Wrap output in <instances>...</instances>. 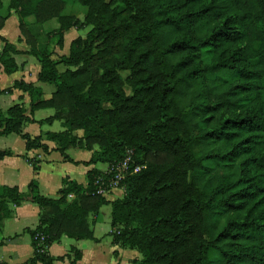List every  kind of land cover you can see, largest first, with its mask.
<instances>
[{"label":"trees","instance_id":"trees-1","mask_svg":"<svg viewBox=\"0 0 264 264\" xmlns=\"http://www.w3.org/2000/svg\"><path fill=\"white\" fill-rule=\"evenodd\" d=\"M77 1L83 19L65 14L63 0H0V29L14 11L40 62L39 81L55 87L41 100L38 87L15 81L31 109H0V135H19L27 150L47 152L44 140L53 141L71 162L67 148L97 146L86 165L108 169L129 151L132 163L122 197L112 201L93 192L107 169L88 170L85 187L63 179L57 198L42 195L36 179L25 192L0 187V224L25 200L39 208L37 225L24 229L33 255L21 264L65 257L76 264L79 249L53 257L48 247L62 235L96 239L88 217L107 204L112 242L137 250L134 264H264V0ZM53 20L57 27L37 47L29 26ZM86 26L68 54L56 52L69 29ZM0 40L9 74L17 50ZM39 108L54 112L35 119ZM55 121L62 130L22 131L26 122ZM9 155L0 149V159ZM27 161L38 169L37 160ZM135 165L144 167L132 172Z\"/></svg>","mask_w":264,"mask_h":264},{"label":"crops","instance_id":"crops-1","mask_svg":"<svg viewBox=\"0 0 264 264\" xmlns=\"http://www.w3.org/2000/svg\"><path fill=\"white\" fill-rule=\"evenodd\" d=\"M56 27L57 25L51 27L52 29H47L46 23L29 26V31L34 36L37 47H41L47 42V32ZM0 35L7 42L12 43L17 50L14 55L17 64L16 71L7 74L0 63V91L12 88L11 92L0 93V109L5 112L13 104L21 103L26 109V114H29L31 97L27 91L13 87L14 82L23 81L38 87L41 90L39 97L41 100L50 98L55 91V87L53 84L39 81L40 62L28 53L30 46L20 32L18 16L14 11L5 19L0 29ZM66 35L67 33L64 34L62 47L56 48L58 54H68L69 45L67 46ZM72 39L73 37L70 38L69 44ZM3 46L4 43L0 40V52ZM37 99V97H34L35 101ZM50 109L52 108L35 109L32 115L35 119H42L53 114V109L52 113L47 112ZM47 125L26 122L22 125V131L31 136H44L47 131H51ZM44 142L49 147L47 152L41 148L27 150L25 141L19 135L15 133L0 135V149H9L11 151V155L0 159V187L3 185L17 186L21 191L25 192L28 183L32 179H36L39 192L42 195L57 198L59 197L63 179L74 180L85 187L88 184V170L97 168L100 171H105L107 169L106 163L104 169L98 168L97 163L90 165L84 163L90 159L92 152L98 149L97 146H94L93 150L67 148L65 150L66 155L75 161L71 162L58 150L54 149L56 147L55 142L46 139ZM27 159L37 160L38 169L34 170ZM122 195L123 189L116 188L111 190L105 198L112 201L122 197ZM71 198H73L72 194L68 196V199ZM101 209L102 207L96 214H90L88 217L96 239H73L62 235L58 241L53 242L48 247V253L53 257H65L67 254L71 256L73 254L70 249L75 247L81 251V257L76 264H134V260H140L141 254L137 250L125 248L112 242V236L109 233L111 229V207L108 212L109 221L107 223H105L106 213L103 214V221H98V213ZM38 219L39 208L35 203L25 200L17 206H12L11 216L4 219L0 224V262L21 264L33 255L30 235L24 229L34 228L38 223ZM52 264H71V262L65 257L62 260L53 261Z\"/></svg>","mask_w":264,"mask_h":264},{"label":"rangeland","instance_id":"rangeland-1","mask_svg":"<svg viewBox=\"0 0 264 264\" xmlns=\"http://www.w3.org/2000/svg\"><path fill=\"white\" fill-rule=\"evenodd\" d=\"M4 1H6V0H4ZM63 1L65 2V8H64L65 14L74 15V16L78 17L79 19L84 18V14L86 11L85 6L80 4L77 0H63ZM55 25H57V22H55L54 20L46 23L47 29H52L51 27H53ZM89 28H90V26H86L82 29L71 28L69 31H67L66 32L67 33V35H66L67 46L69 45V40L71 37H73V38H75L77 36L84 37L86 32L89 30ZM64 52L65 51L63 48V53ZM59 70H63V66L60 65ZM122 75L125 76L126 72H122ZM47 112L52 113L53 111H52V109H50V110H47ZM47 127L51 131L62 130V126H61L59 121H55L52 123V125H47ZM97 167L100 169H104L106 167V164L105 163H97ZM120 189H123V188H120ZM109 210H110L109 205H103L101 211L98 213V221H100V220L103 221V214L106 213L105 223H107V221H109V214H108ZM101 225H103V224H101Z\"/></svg>","mask_w":264,"mask_h":264},{"label":"built area","instance_id":"built-area-1","mask_svg":"<svg viewBox=\"0 0 264 264\" xmlns=\"http://www.w3.org/2000/svg\"><path fill=\"white\" fill-rule=\"evenodd\" d=\"M131 163V151H129L128 155L123 160L110 165L104 177L99 176L94 180L93 184L95 185V189L93 192L105 196L115 188H122L120 187V182L129 173ZM143 167V165H135L131 171L137 172Z\"/></svg>","mask_w":264,"mask_h":264}]
</instances>
